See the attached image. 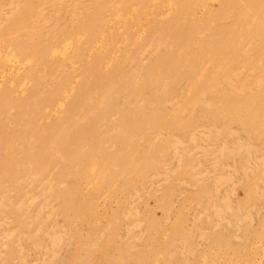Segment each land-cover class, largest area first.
Listing matches in <instances>:
<instances>
[{
  "label": "rangeland",
  "instance_id": "1",
  "mask_svg": "<svg viewBox=\"0 0 264 264\" xmlns=\"http://www.w3.org/2000/svg\"><path fill=\"white\" fill-rule=\"evenodd\" d=\"M0 264H264V0H0Z\"/></svg>",
  "mask_w": 264,
  "mask_h": 264
}]
</instances>
